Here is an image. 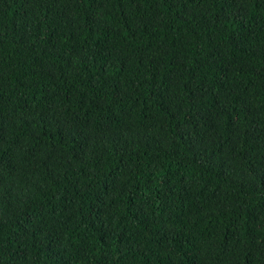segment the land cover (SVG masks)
<instances>
[{
    "label": "trees",
    "instance_id": "1",
    "mask_svg": "<svg viewBox=\"0 0 264 264\" xmlns=\"http://www.w3.org/2000/svg\"><path fill=\"white\" fill-rule=\"evenodd\" d=\"M0 264H264V0H0Z\"/></svg>",
    "mask_w": 264,
    "mask_h": 264
}]
</instances>
